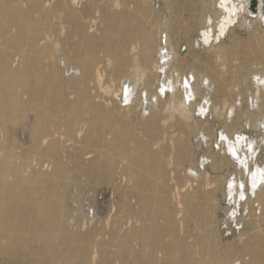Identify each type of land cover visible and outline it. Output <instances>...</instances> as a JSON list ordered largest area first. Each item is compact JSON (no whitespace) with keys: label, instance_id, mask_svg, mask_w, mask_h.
I'll return each mask as SVG.
<instances>
[{"label":"bare ground","instance_id":"bare-ground-1","mask_svg":"<svg viewBox=\"0 0 264 264\" xmlns=\"http://www.w3.org/2000/svg\"><path fill=\"white\" fill-rule=\"evenodd\" d=\"M103 1H113L124 8L111 13L113 20H107L101 36L94 41L95 36L89 35L93 27H89L88 19L93 9L103 4L101 0H55L46 14L40 8L38 18L28 10L25 13L20 4L8 6L0 0V44L4 45L0 50V132L7 137L10 124L21 119L25 125L30 118L33 120L32 145L28 149L22 148L17 153L5 147V138L0 140V223L4 228L0 230V238L8 239L16 249L38 244L43 250L37 257L46 258V264H111L106 257L108 248L131 255L128 259L116 255L112 258L114 263L122 264H264V167L257 164L260 144L240 134L246 125L264 143L263 74H252L254 93L248 99L246 90L241 88L239 101L226 91L225 80L210 69L184 78L181 74L184 64L178 62L177 47L166 28L159 34V46H155L159 58H152L156 37L138 10L139 0H135L133 11L125 7L128 0ZM248 3V13L253 19L260 15L259 19L264 20V0ZM256 3L257 11L251 12ZM37 4L34 0L33 6ZM238 4L236 0H220L224 13L220 37L224 38L238 19L241 3ZM11 28L19 32L18 36L7 37ZM210 34H204L206 40H210ZM246 48L249 71L257 64L254 60L260 59L264 65L263 47ZM101 54L113 65L109 74L117 87L110 91L103 89L100 81ZM15 58L22 61V69L11 67ZM61 64L67 66L66 72L62 73ZM129 72L135 75L132 83L127 79ZM149 86L155 93L150 95ZM140 89L139 100H135ZM119 91L125 105L120 104ZM214 96H221L220 109H225L229 100L236 101V105L230 110L233 134H222L221 154L213 153L212 168L218 166L219 155L236 169L239 177L228 181L226 196L234 204L244 199L252 202L253 196L262 205L263 215L256 216L260 218L256 220V232L239 237L241 249H235L234 243L217 242L212 231L196 236L190 243L191 236L188 238L181 227L179 231L184 236L180 237L176 222L179 214L185 218L193 215L192 219L198 215L202 223H207L208 209L192 204L191 195L198 193L200 187L186 182L175 188L177 205L182 209L178 213L166 197L169 184L161 181L157 187L152 180L153 177L156 182L164 180L166 172L170 169L176 172L182 160L189 162L188 177L209 178L204 162L202 172L183 150L178 163L174 157L171 167L170 162L163 163L166 148H159L162 144L158 127L175 121L193 128L198 115L210 112ZM140 108L144 109L145 122H137L134 117L139 116ZM142 128L148 129L147 135L141 134ZM197 144L201 148L204 144L210 153L214 151V144L206 136H200ZM180 147L183 149V144ZM118 172L135 182L133 194H125L126 214L145 225L124 234L123 220L116 221L118 228L108 232L94 229L83 234L70 229L61 207L64 197L59 193L61 187L73 185L65 186L68 177L80 174L113 184ZM154 186L163 194L159 199L152 194ZM40 196L48 197L57 207L50 209L49 202L41 201ZM133 203L139 207L136 211L132 210ZM11 211L16 214L11 216ZM153 213L164 222L162 227L149 220ZM230 218L238 220L235 210ZM96 233L98 240L93 241ZM164 237L170 240L166 245L162 244ZM59 240L66 251H61ZM135 240L141 241L142 251L133 250ZM156 256L161 260L157 261Z\"/></svg>","mask_w":264,"mask_h":264},{"label":"rangeland","instance_id":"rangeland-1","mask_svg":"<svg viewBox=\"0 0 264 264\" xmlns=\"http://www.w3.org/2000/svg\"><path fill=\"white\" fill-rule=\"evenodd\" d=\"M33 1L34 0H1V3L4 5L7 4L8 6L20 4L21 9H23L25 13L28 10L35 18H38L40 8L43 10L44 14H46L55 2V0H37V7H34ZM236 1L239 4L241 3L239 6V14L237 15L238 19L233 25L234 27L231 26L229 28L230 31L228 30L226 36L222 38L219 36V30L220 25L222 26L223 24L224 13L220 6V0H139L138 10L144 14L146 25H148L147 28L152 30L153 35L156 37L154 45L155 51L152 58L154 60L159 58V55H156L158 48H155V46H159V34L166 28V32L169 33L173 44L177 47L179 55L178 62L184 64L185 68L181 70V74L184 78L187 76L191 77V74L194 72L198 74L210 69L225 80L226 91L232 94L236 101H239L240 95H242L240 92L241 88L246 90V96L250 99V95L254 93V87L250 83L251 76L254 73H261L263 74L262 76H264V65L260 63V59L254 60L257 64L253 65L254 68L249 71L248 66L250 64L246 53V46L255 45L257 48H264V20L259 19L260 15L255 17L257 19H253V15L248 13V6L250 5L248 0ZM101 3L103 4H101L97 10L93 9V13L88 19L89 27H93L89 30V35L95 36L94 41L101 36L106 27L107 20H113V18H111V13L124 8L117 4H113V1L105 3L101 0ZM83 4H85V1ZM122 4L124 3L122 2ZM244 5L246 7V12L244 11ZM125 7L133 11L135 0L126 1ZM32 9L34 10L33 12ZM206 20L208 24H206ZM205 28L207 29L205 30ZM63 30L65 31V28ZM207 30L212 36L210 40H206L204 36V34L208 33L206 32ZM18 34L19 32L16 31V29L11 28L8 31L7 37L18 36ZM23 41L25 42L26 39H23ZM1 47L4 48V45L0 44V50ZM132 51L135 52L137 50L133 49ZM13 60H16V58ZM12 62L11 67L15 69L23 68L20 58ZM100 64L101 67L98 69L103 71L101 75L103 78L100 79L102 82L101 85L103 89L109 91L113 90L111 88L117 87V83L111 81L112 76L109 74V69H111L113 65L103 54L100 55ZM61 70L62 73L66 72L67 66L61 64ZM134 77V72H129V74H127V79L131 83ZM144 83L146 85L147 82L145 81ZM149 88L150 95L155 93L153 87L149 86ZM138 92L135 100H139L141 89ZM203 93L204 91L201 93V96ZM234 94H237V98L234 97ZM118 97L120 99V104L125 105L123 94L120 95V91L118 92ZM201 100V98H198V102H201ZM212 100L213 104L210 108V112L205 116L198 115L196 117L197 125H193V128L189 129L186 127L185 123L175 121L169 124H160L158 127L161 140L160 144H162L159 148H166L162 162L164 163L165 160L168 164L170 162L169 167H171V158L174 157L175 163H178V155L186 151L192 156L196 166L198 165L196 169H203L202 163L204 162L205 166L208 168L209 178L201 177L202 179H194L193 177H188L187 174L190 173L188 171L190 170L189 162L182 160L176 172L170 169L166 172L167 174L164 180H159L160 182L157 180L156 182L155 177H153L152 180L154 183H157V187L158 183H161V181L165 183V185L169 184V192L166 194V197L168 198L169 204L173 206L178 213L182 209H179L177 205V192H175V188H181L186 182H189L193 186L200 187L198 193L192 194L191 191L189 194L193 196V206L208 209L207 223H202V221L198 219L200 217L198 215L197 219H192L193 215H187L188 218H185L183 214H179L178 216L181 217L177 218L176 222L180 237L184 236V233L179 231L181 227V229L184 228L188 238L191 236V239H189L190 243L193 242L196 236L206 235L209 231H212L217 242L221 241L226 245L234 243L236 247L238 246V248L235 247V249H241L240 247L243 246L241 244L238 245L239 237L240 235L250 234L253 230L256 232V220H260V218L257 219V217L263 215L262 205L261 202H257V199L253 196H251L252 202L244 199L240 204H234L230 197L226 198L229 193L228 181L236 177L238 178L239 174L236 172L234 166H229L225 161H222L219 155L217 158L218 166L212 168L214 165V163H212V158L213 153L221 154L220 145L222 134L230 136L233 134V130H231L230 127L232 124L231 119L233 118L230 114V110L231 106L236 105V101L229 100L226 108L220 109V107H222L221 96H214ZM142 108H140L139 116L137 114L134 116L137 122H145L142 120L144 115V111H142L144 109ZM250 116L251 114H249L248 117L250 118ZM164 117L169 120L168 114H165ZM29 121V123L24 125L20 119L16 124H10L6 130L7 137H4V134L0 132V140H4V138L6 140L5 147L9 150L13 149L17 153L21 152L22 148L28 149V147H31V125L33 120L30 118ZM147 133L148 129L142 128L141 134L145 136ZM240 134L245 137L247 136L249 140L258 141L260 147L257 149V164L264 167V143H262V138L258 136V133L252 131L246 125L245 129L242 130ZM200 136H206L211 140L214 144L213 152H208L204 144L202 148L198 147L197 141ZM181 140L186 141L183 142ZM182 144L183 149L180 147ZM68 166H70V164H68ZM71 167L73 166L71 165ZM83 168H85L84 164ZM44 172L46 173L47 170H44ZM120 172H118L119 176L115 178L113 184L110 182H100L96 177L86 178L80 174H71V176L68 177L65 186L70 183L73 185L65 188L61 187L59 193L64 197L65 203L61 207L68 219L70 229L74 231L79 230L83 234H87L94 229H98L99 231L103 229L104 232H108L113 228H118V225L115 224L116 221L123 220L124 230L121 231V233L124 234L128 232L131 233L133 229L142 228L145 225L137 222L135 219H129L126 214V210L124 209L125 194H133L135 182H131L126 175L123 173L120 174ZM213 189L215 190L214 193L211 191ZM152 190L154 197L158 199L162 197L163 194L159 192L158 188L154 186ZM187 192L188 191L182 192L181 194L184 195ZM38 198L41 201L49 202L50 209L57 207L55 203H51L46 196H40ZM137 209H139L137 203H133L132 210L136 211ZM234 210L237 214V221L230 218V214ZM252 211H254V213ZM1 212L0 210V214ZM10 214L14 216L16 213L15 211H11ZM154 214L155 213L150 216L149 220L155 225L162 227L164 222ZM182 218H185L184 221H182ZM128 220H130V222ZM2 229L4 228H2V224L0 223V230ZM4 231H2L1 234H3ZM98 233L94 234V237ZM94 237L93 241L96 239V237ZM169 242L170 240L166 237L162 240V244L164 245ZM57 244L62 246L60 240ZM42 250L43 248L38 244H30L26 247L21 246L16 249V246L14 247V245L9 244L8 239L2 236V239L0 238V264H46L48 262L46 258L42 257L39 259L37 257L42 253ZM62 250L66 251V248L62 246L61 251ZM133 250H143L140 240L134 241ZM107 252V262L111 264H122L119 262L114 263L112 258L115 257V255L119 257L123 256L127 259L131 257L130 254L128 255L125 251L117 248H108ZM109 259L112 260V262H110ZM156 259L157 261L161 260L158 256H156ZM157 263L159 264L160 262ZM75 264H77V262H75Z\"/></svg>","mask_w":264,"mask_h":264},{"label":"water","instance_id":"water-1","mask_svg":"<svg viewBox=\"0 0 264 264\" xmlns=\"http://www.w3.org/2000/svg\"><path fill=\"white\" fill-rule=\"evenodd\" d=\"M253 1H256V0H253ZM251 12H256L257 11V3H256V5H252V7H251V10H250ZM263 12H264V7H263Z\"/></svg>","mask_w":264,"mask_h":264}]
</instances>
